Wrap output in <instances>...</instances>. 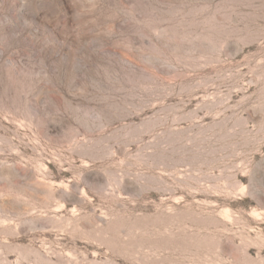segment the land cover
<instances>
[{"label":"rangeland","instance_id":"obj_1","mask_svg":"<svg viewBox=\"0 0 264 264\" xmlns=\"http://www.w3.org/2000/svg\"><path fill=\"white\" fill-rule=\"evenodd\" d=\"M0 264H264V0H0Z\"/></svg>","mask_w":264,"mask_h":264}]
</instances>
